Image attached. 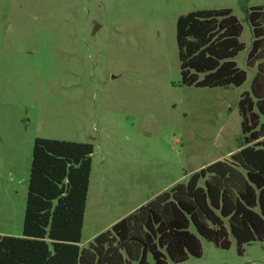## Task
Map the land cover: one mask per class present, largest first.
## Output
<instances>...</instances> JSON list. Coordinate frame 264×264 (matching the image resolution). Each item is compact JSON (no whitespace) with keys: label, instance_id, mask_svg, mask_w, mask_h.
<instances>
[{"label":"rangeland","instance_id":"obj_1","mask_svg":"<svg viewBox=\"0 0 264 264\" xmlns=\"http://www.w3.org/2000/svg\"><path fill=\"white\" fill-rule=\"evenodd\" d=\"M264 0H0V235L21 236L37 137L93 146L79 242L238 151V100L250 91L247 9ZM230 9L244 44L240 86L180 83L175 24ZM201 239L202 255L168 264H264V241L237 253Z\"/></svg>","mask_w":264,"mask_h":264},{"label":"trees","instance_id":"obj_2","mask_svg":"<svg viewBox=\"0 0 264 264\" xmlns=\"http://www.w3.org/2000/svg\"><path fill=\"white\" fill-rule=\"evenodd\" d=\"M252 41L250 91L238 100V151L193 172L97 234L79 242L93 146L34 139L21 236L0 235V264H168L202 255L201 239L237 253L264 241V5L247 9ZM230 9L195 10L176 19L180 83L240 86L233 58L244 48Z\"/></svg>","mask_w":264,"mask_h":264},{"label":"crops","instance_id":"obj_3","mask_svg":"<svg viewBox=\"0 0 264 264\" xmlns=\"http://www.w3.org/2000/svg\"><path fill=\"white\" fill-rule=\"evenodd\" d=\"M127 215V214H126ZM126 215H123V216H120L119 218L113 220L112 222H110L107 226H105L104 228H102L101 230H99L98 232H96L94 234V237L99 234L100 232L104 231V230H107L109 229L115 222H117L119 219H121L122 217L126 216Z\"/></svg>","mask_w":264,"mask_h":264}]
</instances>
